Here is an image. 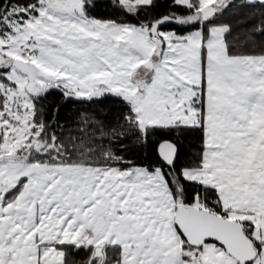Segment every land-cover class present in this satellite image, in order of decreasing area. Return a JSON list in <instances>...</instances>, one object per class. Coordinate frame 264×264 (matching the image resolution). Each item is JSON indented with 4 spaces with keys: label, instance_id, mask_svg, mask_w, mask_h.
Returning a JSON list of instances; mask_svg holds the SVG:
<instances>
[{
    "label": "snow or ice",
    "instance_id": "snow-or-ice-1",
    "mask_svg": "<svg viewBox=\"0 0 264 264\" xmlns=\"http://www.w3.org/2000/svg\"><path fill=\"white\" fill-rule=\"evenodd\" d=\"M0 264H264V0H0Z\"/></svg>",
    "mask_w": 264,
    "mask_h": 264
},
{
    "label": "trees",
    "instance_id": "trees-1",
    "mask_svg": "<svg viewBox=\"0 0 264 264\" xmlns=\"http://www.w3.org/2000/svg\"><path fill=\"white\" fill-rule=\"evenodd\" d=\"M164 2V0H162ZM49 101H52L53 103L57 102L59 100V96L57 94H53L52 96H49ZM108 107H111V102L110 101H105L103 105L99 104H82V105H75V104H69L66 105L63 111L67 112L72 109L79 108L81 110H90V111H97L100 110L101 108L107 109ZM156 140L161 139L160 137L154 138ZM195 144H196V139L195 137L189 136L187 140L184 141V147H185V152H194L195 149ZM83 255V254H81ZM79 258V257H77Z\"/></svg>",
    "mask_w": 264,
    "mask_h": 264
}]
</instances>
